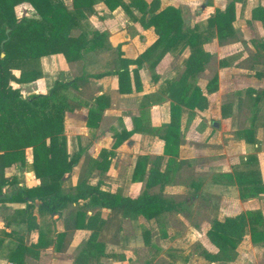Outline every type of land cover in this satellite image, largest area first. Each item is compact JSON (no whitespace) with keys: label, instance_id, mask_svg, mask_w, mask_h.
<instances>
[{"label":"trees","instance_id":"1","mask_svg":"<svg viewBox=\"0 0 264 264\" xmlns=\"http://www.w3.org/2000/svg\"><path fill=\"white\" fill-rule=\"evenodd\" d=\"M97 0H72V9L65 8L61 0H0V204H24L22 212L23 222L27 231L37 233V239L29 247H25L18 240L15 248L10 250L7 260L13 264H22L24 256L37 257L41 249L51 245L49 230L37 225L33 209L37 206L40 218L44 216L59 215L68 206L87 202L99 209L108 211L105 219H101L100 211L87 216L76 209L74 217L67 231L87 230L90 235L86 241L87 248L81 251L76 264H87L95 257L105 256L103 253L104 232L111 229L108 241H115L120 231L121 220H133L143 217L145 220L155 219L165 212L172 211L173 202L162 198L161 194L148 192L161 183L162 173L153 165L146 178L145 190L137 197H124L120 193L101 189L98 185L88 183L92 171L106 172L109 168L113 150L131 134L122 132L115 136L111 150H102L100 160H91L84 165L80 173L79 182L74 194H65L61 187V179L69 174L78 163V154L69 156L67 152L66 137L64 135V115L67 111L80 107L76 99L70 100L66 92L71 89L83 97L88 106L86 127L97 128L102 111L104 96L93 97L88 89V77H78L70 82H55L47 95H31L22 98L18 89L11 83L29 84L41 76L39 60L43 56L61 54L67 63L77 61L85 50H97L103 47L104 34L94 32L90 39L84 34L75 37L70 33L86 19L85 13L91 12ZM109 11L120 7L131 15L130 8L137 10L143 28H153L157 40L139 58L134 61L120 59L118 76L119 93L127 94L131 88H124L129 76V65H141L148 61L152 55L159 52V56L149 65L153 68L161 55L170 50L188 47L191 51L185 60V71L179 81L170 84L167 92L170 94V121L162 127L160 138L163 140V154L175 158L178 152L180 116L183 108L193 110L202 109V94L197 88L192 91L187 87L189 77L195 76L203 69L209 55L201 50L203 36L199 33V26L182 32V20L179 10L165 7L158 10V1L150 4L143 0H128L126 5L122 0H100ZM231 1L223 11L216 10L207 19L208 35L215 36L221 45L234 39L232 23L235 20V4ZM28 4L38 16L17 18L14 8L20 4ZM149 18L146 19V15ZM252 19L260 21L264 26V9L257 7L252 10ZM2 55V56H1ZM19 71L16 78L12 71ZM102 75H94L99 78ZM215 81V78L212 79ZM139 87H137L138 89ZM81 89V90H80ZM83 104V103H82ZM252 130L239 132L245 140L252 137ZM31 149V171L39 181L37 186L22 188L6 196L3 188L14 183V179L4 176V170L12 165L24 166L25 150ZM255 157H247L244 161V170L236 171L233 175H226L235 181L240 199L257 198L264 193V184L255 167ZM147 157L137 158L132 173V181L140 182L146 172ZM88 166V167H87ZM86 168V170H85ZM89 168V169H88ZM246 229L249 231L250 241L253 244H264V229L262 217L258 211H248L223 221L214 220L206 233L209 243L216 248V253L206 255L210 262L228 264L233 262L237 245L243 240ZM65 232L57 234L55 238L56 251L61 250ZM92 250L96 252L94 255Z\"/></svg>","mask_w":264,"mask_h":264},{"label":"crops","instance_id":"2","mask_svg":"<svg viewBox=\"0 0 264 264\" xmlns=\"http://www.w3.org/2000/svg\"><path fill=\"white\" fill-rule=\"evenodd\" d=\"M122 1L126 5L129 4L128 0ZM143 1L147 4H150L153 0ZM157 1V11H160L168 6L179 10L182 20V32L186 31L187 29H192L194 26H199V33H201V35L204 37L201 44V50L209 55L208 60L203 65L202 71H200L195 76L189 77L187 80V87L190 91L195 88L201 91L203 98L202 109H182L180 116L178 152L175 158H170L169 156L163 154L164 142L160 138V135L162 134V127L167 125L170 121L169 109L171 99L167 89L170 87V84L179 81L183 75L185 71L184 63L189 57L191 51L188 47L182 49L181 46H178L176 49L162 54L161 58H159V61L153 68L150 67L149 63L157 59L159 52L152 55L148 61H144L139 66L129 65V76L127 81H125L127 83H125L124 88H131V92L127 94L119 93L117 73L120 71V59H126L129 61L136 60L157 40V36L155 35L153 28L145 29L142 27L139 20L141 14L133 8H130L132 16H129L120 7L113 11H109L103 3L101 6L95 7V9L93 5L92 11L85 13L86 19L83 20L77 28L73 29L70 35L75 37L82 33L87 39H90L92 33L94 32L104 34L105 42L103 47L97 50H85L82 52V56L79 60L70 63H67L61 54L43 56L39 60L41 76L36 81L29 84H16L15 87H13L19 90L22 98L26 99L31 95H47L55 82L66 83L81 76L88 77V89L93 97L104 96L106 98V101L103 102L104 109L102 111L98 127L94 129L87 128L86 121L88 109L92 106V102H88L89 105L86 106L84 104L86 102L83 97L79 96L71 89L66 92L69 99H76V102L80 101V107L74 108L72 111H69V113L70 116L75 119H77V116H79V120H81L82 123L78 132H71V135L68 139L69 150H67V152L69 156L73 155L70 154L72 150L70 141H72L73 138L76 148H80L83 152L86 149L85 151L88 152L85 153L87 155L80 156V159L76 165H89L90 159L97 161L100 160L99 153L102 150H111V147L115 141V136L122 132L132 131L134 128H136V131L131 134L128 139L124 140L118 146V148L113 150V155L110 158L111 164V162L115 159V154L118 152V149L122 144H125L127 147H131L134 145L138 146L141 142L143 143L147 139H151L152 141L158 139L161 147L160 155L163 161L161 166L155 159L154 161L149 160L146 155L133 156L132 159L133 168L131 169L132 171L130 175L131 182L132 173L137 158L141 156L147 157L146 172L143 180L140 182H132L133 184L142 183L144 186L143 191L145 190L148 171L153 165L157 166L163 175L161 183L153 187H158L160 190L164 189L166 186H169V184L179 172L190 167L189 162H191V159L189 156L187 157L183 155L184 151L182 149V140L184 139L185 127L188 125L190 126V124L193 125V123H195L194 120L198 117V115H200V117L203 115L207 116L204 112L210 104V98L217 91V85L220 83L219 74L221 73V70L226 69L225 58H227V54L230 53L232 48L237 46L242 41L243 29H248L249 22L256 23L258 24V29H262L261 32H263V34L261 37L264 38L263 24L260 21L252 19L253 9L257 7L264 9V0H262V2H259L258 0H247V2L251 5V8L249 9L247 13L248 16L243 23V29L241 27L240 30L237 29L236 5L241 4L243 0H236L238 2L235 4V20L232 23L234 39L224 45H221L215 36L208 35L206 22L216 10L223 11L233 0ZM61 2L66 9H72V0H61ZM23 4L25 5L26 3ZM211 9L214 11L212 12ZM31 11L34 15L32 17L37 18L38 16L33 12L32 8ZM189 16H191V18L187 20V17ZM145 17L148 19L149 15L147 14ZM81 24L83 25L81 26ZM261 47L264 51V44L261 45ZM13 74L16 78L19 76L18 71H13ZM94 75L102 76L99 78H93L92 76ZM254 76L258 80H264V75L260 72L255 73ZM213 78H215V81H212ZM137 87L139 88L137 89ZM245 95L253 104V106L258 105L264 98V82L262 86L258 87V89L247 87L245 90ZM198 122H200V119ZM205 124L209 125V120L201 119V123H199L201 135H203L206 131ZM215 125H217V127ZM73 126H76V124H73L72 127ZM211 126L215 129L218 128L217 123H212ZM249 129L251 130L252 128H241L236 130L234 132L236 141L244 142L245 139L244 137L239 136V132ZM189 151L190 154H193V148H191ZM75 154L79 155V151H77ZM247 157L248 156L243 157V161H241L239 164L244 165L243 163ZM25 161L27 164L25 167L13 165L4 170L5 178L14 179L13 184L7 185L3 188L4 195L9 196L19 189L24 187L31 188L39 184V181L35 178L34 173L30 170L32 163V154L30 148L25 150ZM261 182L264 184V177L263 181L261 179ZM190 187L196 191L200 187V184L191 183ZM150 190L151 189L148 190L149 193H160L163 199L173 202L175 208L172 211L165 212L157 218L151 220H145L143 217H138L133 220L122 219L121 221H135L139 219L145 222H156L159 220L161 222V218L164 215H172L182 212L184 208L183 204L175 201L174 199L165 197L161 191L152 193ZM137 196L124 197L135 198ZM222 200L228 203L225 204V209L219 202V208H213L211 216L205 219V221L202 223V226H200L201 230H198V228H193L192 232L194 235L193 233L187 231V235L190 236V239L192 240L191 242L195 240V235L197 236V239L203 238L212 248L211 251H205L200 254L187 253V255H184L175 261L165 257V262L157 261L156 258H153L154 256H151L149 259L145 260L146 263L144 262L142 264H219L218 262H210L205 258V256L208 254L213 255L216 253V248L209 243L206 237V233L210 229L214 220L223 221L225 218H232L248 211H258L261 214L262 228L264 229V193L260 194L257 198L242 200L239 198V191L236 185V187L231 191V195L228 197H223ZM23 210L24 204H0V264H13L7 260V256L9 255L10 250L15 248L18 240L22 241L23 246L29 247L37 239L36 232L27 231V227L23 222ZM98 211L101 213V219H105L108 211H105L104 209H98ZM223 213H226L227 215H224ZM33 214L36 216L37 225L40 226L39 219L41 218L38 215L37 206H35L33 209ZM91 214L92 213H89V215ZM49 217L57 218L58 215ZM42 229L44 228L42 227ZM22 231H25L24 234ZM83 231L87 230H74L75 233L73 232V234L75 235L76 233L78 234ZM87 232L89 234L86 238V241L90 235V231ZM121 232L122 228H120L118 237L114 242L105 240L103 244V253L108 255V253L105 251L106 248H118ZM162 232V238L164 239L166 238V233L164 231ZM26 234H31L33 236L32 241L28 244L25 242L24 235ZM54 234L58 233L55 232ZM69 245L66 247V243H63L61 250L56 251L55 246L52 243L47 248L41 249L36 258L25 255L22 264H37L38 259H40V256H42L43 253H49L52 255V259L50 261H43V264H63L64 261L66 262L70 260L72 244ZM149 249L151 250L150 254L154 255L156 252L155 249H153V247H149ZM81 251L77 248L74 253L75 258L72 264H76V259ZM162 251L163 250L161 249V252ZM235 253V259L233 262L228 264H264V244H253L250 241L248 229H246L243 240L237 245ZM105 256H101V258ZM93 261L95 262V259L91 260L87 264H91ZM129 264L140 263L136 260H133Z\"/></svg>","mask_w":264,"mask_h":264},{"label":"rangeland","instance_id":"3","mask_svg":"<svg viewBox=\"0 0 264 264\" xmlns=\"http://www.w3.org/2000/svg\"><path fill=\"white\" fill-rule=\"evenodd\" d=\"M258 1L262 2V0ZM101 5L102 2L97 0L94 3V9ZM250 8L251 5L247 0H243L241 4L236 5L238 30L241 27L243 29V23ZM14 11L17 18L34 16L28 4L18 5L14 8ZM211 11L214 10L211 9ZM190 18L191 16L187 17V20ZM261 31L262 29H258V24L251 22L248 23L247 30L243 29L242 41L232 48L230 53L227 54V58H225L226 69L221 70L217 91L210 98V104L204 112L208 118L204 115L202 117L198 115L193 125L190 124V126L185 127L182 149L184 151L183 155L189 156L191 159V162H189L190 167L179 172L169 186L164 189L160 190L157 187L150 190L152 193L161 191L165 197L183 204L182 212L162 216L161 222L160 220L156 221L157 224L161 223L159 225L154 221L145 222L139 219L121 221L122 232L118 248H106L105 251L108 255L104 253L106 256L103 258L95 257V262L93 261L91 264H129L133 260L142 264L151 256H154L153 258H156L157 261L165 262V257L175 261L187 255V253L200 254L211 251L212 248L203 238L197 239L195 235V240L191 242L192 240L187 235V231L193 233V228L201 230L200 226H202L205 219L211 216L213 208L218 207L219 202L225 209V204L228 203L222 199L230 196L231 191L236 187L235 182L226 175H233L236 171L244 170V165L239 164L243 161V157H255V167H257L263 181L264 98L258 105L253 106L245 95L247 87L258 89L264 82V80H258L254 76L257 72L264 75V51L261 47L264 44V38L261 37L263 34ZM15 85L16 83L11 84L12 87H15ZM199 119L200 122H198ZM201 119H208L210 122L209 125L205 124L206 131L203 135L199 130ZM212 123H217L218 128H213ZM73 124H76V126L72 127ZM81 124L79 116L75 119L70 116L69 111L65 113L64 135L67 141V150H69L68 139L71 132H78ZM241 128H252V137L244 142L236 141L234 135V132ZM151 141V139H147L138 146L131 147L122 144L106 172L92 171L90 175H87L88 172L85 168V176L82 173V179L88 177L89 184L98 185L103 190L120 193L122 196L133 197L139 195L143 191V184H133V181H130L133 156L146 155L149 160L154 161L155 159L160 166L163 163L160 155V142L158 139ZM70 143L72 148L70 154L74 155L79 151V156L87 155L85 154L88 153L85 151L86 149L83 152L80 148H76L73 138ZM191 148H193V154H190L189 150ZM25 165L27 164L25 163ZM83 166L75 165L74 169L61 179V187L65 194L75 193ZM191 183H198L200 187L195 191L190 187ZM76 209L89 216V213H94L99 208L86 202L76 206H68L57 218L45 216L39 219L40 226L50 232L49 240L51 244L55 243L57 236V234H54L55 232L58 234L65 232L63 243H66V247L72 244L70 260L64 261L63 264L73 263L77 248L80 251L87 248L86 238L89 234L87 231L74 235V231L65 230V227L69 225L74 217ZM223 214L227 215L226 213ZM162 231L166 233L164 239L162 238ZM24 232L22 231L23 234ZM110 234L111 229L104 232L103 239H109ZM24 237L27 244L33 239L31 234H26ZM149 247L155 249L154 255L150 254ZM92 253L96 254L94 250H92ZM51 259V254L43 253L37 264H43V261H50Z\"/></svg>","mask_w":264,"mask_h":264},{"label":"water","instance_id":"4","mask_svg":"<svg viewBox=\"0 0 264 264\" xmlns=\"http://www.w3.org/2000/svg\"><path fill=\"white\" fill-rule=\"evenodd\" d=\"M2 56V55H1ZM217 127V125H215Z\"/></svg>","mask_w":264,"mask_h":264}]
</instances>
